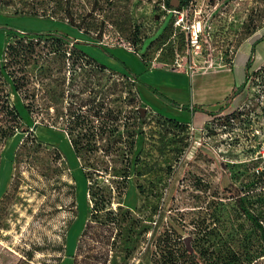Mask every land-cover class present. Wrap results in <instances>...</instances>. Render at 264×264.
Instances as JSON below:
<instances>
[{
	"label": "rangeland",
	"instance_id": "1",
	"mask_svg": "<svg viewBox=\"0 0 264 264\" xmlns=\"http://www.w3.org/2000/svg\"><path fill=\"white\" fill-rule=\"evenodd\" d=\"M19 1L0 5L1 57L16 32L50 30L85 43H72L70 49L77 47L89 57L118 53L114 59L117 69L107 66V70L88 64V57L79 54L72 58L68 54L70 59L61 70L55 54L49 55L46 65L53 72L46 75V91H61L63 81L65 91H100L99 97L107 95L112 108L123 110L124 117H131L129 121L142 131L130 157L125 193L119 192L122 186L109 182L114 171L126 165L119 155L112 156L113 162L108 160L109 169L102 179L109 185L111 209L121 222L110 223L104 231L94 222L81 243L82 251L77 252L78 264H145L143 255L150 248L155 251L163 227L174 226L188 236L190 228L183 219L189 221L213 195L228 197L225 189L236 183L235 176L264 169V65L253 73L236 108L243 115L240 122L236 119L227 125L224 118L236 109L228 107L188 121L156 112L142 100L138 83L126 68L138 69L144 64L141 58L168 68L192 65L196 72L225 66L235 58L249 31L264 27V0H196L191 11L185 7L181 12L171 9V0H70L69 4L57 0L51 5L60 6L59 14L48 19L24 13ZM22 1L26 5L33 2ZM66 9L81 29L69 25ZM185 9L188 17L181 20ZM199 30L201 48L197 50L189 39ZM10 91H14L12 86ZM132 97L134 103H130ZM12 101L25 123L36 130V140L48 144L38 146L31 138L25 144L19 133L0 148V264H75L72 256L93 205L81 161L64 125L53 122L55 106L46 112L47 127L36 125L34 129L15 93ZM57 151L61 159L55 156ZM128 212L133 219L126 218ZM97 230L104 232L103 242L96 241Z\"/></svg>",
	"mask_w": 264,
	"mask_h": 264
},
{
	"label": "trees",
	"instance_id": "2",
	"mask_svg": "<svg viewBox=\"0 0 264 264\" xmlns=\"http://www.w3.org/2000/svg\"><path fill=\"white\" fill-rule=\"evenodd\" d=\"M10 1L12 0H0V5L8 4ZM66 2L69 4L70 0ZM19 3L23 6V12L33 17L55 18L60 10V6L51 5L52 3L56 5L57 0H33L27 3L28 5L20 0ZM64 14L71 27L82 28L69 9H66ZM255 31L256 28L250 30V35ZM72 43H75V46L85 44L80 41L74 42L68 35L50 30L16 32L7 44L4 55L2 57L0 55V148L4 149L7 141L19 133L24 135L25 144L30 138L35 140L38 138L36 130H32L33 127L25 123L17 105L12 101L14 93L22 101L35 126L47 127L46 112L49 107L55 106L53 122H61L64 125V131L69 136L74 153L81 161V168L88 181L90 201L93 204L91 218H88L78 240L76 253L72 256L75 264H78L77 252L82 251L81 243L90 233L94 222L99 225L101 231L112 222H121L118 214L111 209L113 195L109 191V185L107 186L102 179L109 169L108 160L113 162L112 156L119 155L122 163L126 165L118 172L114 171V177L109 179V182L122 186V190H119L121 187H117V190L120 194L125 193L130 179V157L137 144V137L142 131L136 129L138 126L136 122L129 121L131 117H124L123 110L112 108L107 95L99 97L100 91H65L64 81L61 83V91H46V75L53 72L52 67H47L46 63L47 57L51 54L58 58L56 60L61 64V70L64 69V62L70 59L68 54L71 58L78 54L82 58L88 57V64L102 70L108 69L107 65L89 57L81 49L77 47L70 49ZM255 44L247 63V71L252 66ZM107 54L117 59L115 55L108 52ZM126 68L134 82L141 83L139 77ZM250 81L251 77L246 72L245 82L235 91L233 97L240 95L249 86ZM144 85L160 99L185 111L203 112L213 116L216 112H223L229 107L226 105L216 112H211L190 105H180L158 90ZM11 86L14 91H10ZM134 100L132 97L130 103H134ZM136 113L138 115L137 111ZM236 119L237 115L233 113L224 118L223 123L231 124ZM36 143L41 146L45 142L37 139ZM2 152L3 150L1 156ZM60 154V151H57L55 156L61 159ZM16 156L15 153V158ZM69 174L74 180L71 170ZM234 178L236 183L225 189L228 197L213 195V199L209 200L204 209L193 213L194 216H191L189 221L183 219L190 228L188 236L181 235L174 226L163 227L156 238L155 251L150 248L148 253H144V263L264 264V169H257L253 173H244ZM74 188L76 192L75 184ZM113 189L115 190V187ZM129 213H126V218L133 219ZM99 230L95 232V238L97 242H103L104 232L101 233ZM189 237L190 248L186 243Z\"/></svg>",
	"mask_w": 264,
	"mask_h": 264
},
{
	"label": "crops",
	"instance_id": "3",
	"mask_svg": "<svg viewBox=\"0 0 264 264\" xmlns=\"http://www.w3.org/2000/svg\"><path fill=\"white\" fill-rule=\"evenodd\" d=\"M263 36L264 27L255 31L243 41L235 58L225 66L216 69H201L195 73L188 72L187 68H168L163 63L141 58L144 64H139V68L132 71L141 81V83H138V91L142 100L156 112L180 121H188L191 118L202 119L208 114L203 112L193 113L172 107L143 84L149 85L181 105H190V107L211 112H216L226 105H229V110L236 109L242 103V98L248 86L240 95L236 97H233V95L246 80V72H248L246 67L254 43L256 44L250 70H256L264 64ZM101 56L103 57H96L98 62L109 66V68L115 67L114 69H117L118 63L114 59L104 55ZM119 56L121 55L119 54Z\"/></svg>",
	"mask_w": 264,
	"mask_h": 264
},
{
	"label": "built area",
	"instance_id": "4",
	"mask_svg": "<svg viewBox=\"0 0 264 264\" xmlns=\"http://www.w3.org/2000/svg\"><path fill=\"white\" fill-rule=\"evenodd\" d=\"M188 12L189 11L187 9H185L183 11L181 20H183L184 18L188 17ZM198 32H200V30L199 31H195L193 33V35L190 37V39H189V45L191 47H195L197 50H199L201 48V46H200V36L198 35L199 34ZM130 46H131L130 49H132V47H134L131 44H130ZM178 66L180 67L181 64L178 63ZM187 69H188V72H190V73H195L196 70H197V68L195 69L192 65H190ZM248 74L252 78V71L250 69L248 70Z\"/></svg>",
	"mask_w": 264,
	"mask_h": 264
},
{
	"label": "flooded vegetation",
	"instance_id": "5",
	"mask_svg": "<svg viewBox=\"0 0 264 264\" xmlns=\"http://www.w3.org/2000/svg\"><path fill=\"white\" fill-rule=\"evenodd\" d=\"M172 1V0H171ZM171 1L169 2V5H170V7H171V9H174L173 11H175V12H181V10L182 9H184L185 7H189V11H191L192 10V8H191V6L194 4V2L196 1V0H178V2H179V4H178V7H172L171 6ZM211 1V0H210ZM190 14H191V12H190ZM264 65V64H263ZM262 68V66H260L259 68H257L256 70H253L252 71V76H253V73L256 75V71H258L259 69H261ZM255 78V77H254ZM256 90V89H255ZM257 91H262V90H257ZM236 115H237V120H238V122H240V118L243 116L242 114H241V111L239 110V108L238 109H236Z\"/></svg>",
	"mask_w": 264,
	"mask_h": 264
},
{
	"label": "water",
	"instance_id": "6",
	"mask_svg": "<svg viewBox=\"0 0 264 264\" xmlns=\"http://www.w3.org/2000/svg\"><path fill=\"white\" fill-rule=\"evenodd\" d=\"M178 4H179L178 0H172L171 1V6L172 7H175L176 8V7H178ZM141 112H142L143 115L146 114L145 109H143V108L141 109ZM34 129H37V126H35ZM190 241H191V238L190 237L186 239V243H187V246L189 248H190Z\"/></svg>",
	"mask_w": 264,
	"mask_h": 264
}]
</instances>
